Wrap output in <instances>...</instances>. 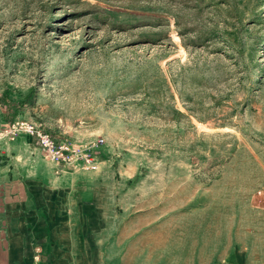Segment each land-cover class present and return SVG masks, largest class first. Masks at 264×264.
Masks as SVG:
<instances>
[{
  "label": "rangeland",
  "instance_id": "374dc122",
  "mask_svg": "<svg viewBox=\"0 0 264 264\" xmlns=\"http://www.w3.org/2000/svg\"><path fill=\"white\" fill-rule=\"evenodd\" d=\"M4 93L0 126L90 154L59 173L103 181L123 221L232 228L264 264V0H0Z\"/></svg>",
  "mask_w": 264,
  "mask_h": 264
},
{
  "label": "crops",
  "instance_id": "0c3cea01",
  "mask_svg": "<svg viewBox=\"0 0 264 264\" xmlns=\"http://www.w3.org/2000/svg\"><path fill=\"white\" fill-rule=\"evenodd\" d=\"M59 165L28 134L0 139V264H258L232 228L186 229L153 208L123 221L103 181Z\"/></svg>",
  "mask_w": 264,
  "mask_h": 264
},
{
  "label": "built area",
  "instance_id": "2783aa9c",
  "mask_svg": "<svg viewBox=\"0 0 264 264\" xmlns=\"http://www.w3.org/2000/svg\"><path fill=\"white\" fill-rule=\"evenodd\" d=\"M20 134H28L38 141L46 154L58 164H73L80 160L88 169L95 168V159L88 153H83L77 146L69 142H59L35 123L27 120H15L0 126V139H13Z\"/></svg>",
  "mask_w": 264,
  "mask_h": 264
},
{
  "label": "trees",
  "instance_id": "16d2710c",
  "mask_svg": "<svg viewBox=\"0 0 264 264\" xmlns=\"http://www.w3.org/2000/svg\"><path fill=\"white\" fill-rule=\"evenodd\" d=\"M6 98H7V95H6V93H4L3 96H2V98H0V100L5 102L6 101Z\"/></svg>",
  "mask_w": 264,
  "mask_h": 264
}]
</instances>
